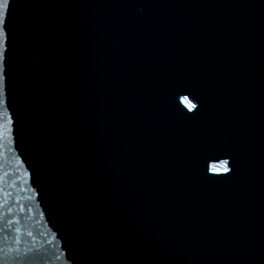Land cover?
<instances>
[{
  "label": "water",
  "instance_id": "obj_1",
  "mask_svg": "<svg viewBox=\"0 0 264 264\" xmlns=\"http://www.w3.org/2000/svg\"><path fill=\"white\" fill-rule=\"evenodd\" d=\"M10 8L0 264H264V0Z\"/></svg>",
  "mask_w": 264,
  "mask_h": 264
},
{
  "label": "snow or ice",
  "instance_id": "obj_2",
  "mask_svg": "<svg viewBox=\"0 0 264 264\" xmlns=\"http://www.w3.org/2000/svg\"><path fill=\"white\" fill-rule=\"evenodd\" d=\"M13 0H0V138L3 137L5 130L11 131L9 127L12 124V117L10 114H7V54L11 42V34L8 31V17L10 15V6ZM180 95V93H178ZM186 102L187 107L192 110L196 109L197 105L191 103L188 100V97L183 98ZM219 159V158H217ZM229 160H220V162L214 163L211 165V171L213 175H226L230 174L232 169L229 167ZM2 179V178H0ZM2 191V189H0ZM6 196L7 193L5 192ZM3 219V216H0V220ZM9 223H12L9 221ZM0 231H3V228H0ZM19 231V229H17ZM32 235V233H29ZM0 249V253H2Z\"/></svg>",
  "mask_w": 264,
  "mask_h": 264
}]
</instances>
